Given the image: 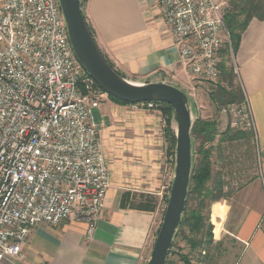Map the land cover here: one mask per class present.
<instances>
[{"label":"built area","instance_id":"built-area-1","mask_svg":"<svg viewBox=\"0 0 264 264\" xmlns=\"http://www.w3.org/2000/svg\"><path fill=\"white\" fill-rule=\"evenodd\" d=\"M224 1L155 0L192 80L220 78L230 43ZM97 86L73 50L59 0H1L0 264L18 259L41 225L75 218L92 237L110 188L94 114L109 95ZM245 102L247 113L232 109L244 113L234 126L255 129ZM140 105L162 113L157 102Z\"/></svg>","mask_w":264,"mask_h":264},{"label":"crops","instance_id":"crops-1","mask_svg":"<svg viewBox=\"0 0 264 264\" xmlns=\"http://www.w3.org/2000/svg\"><path fill=\"white\" fill-rule=\"evenodd\" d=\"M82 11L98 48L126 79L166 83L182 91L190 87L191 78L155 0H87ZM234 61L254 122L259 175L241 192L233 219L232 207L227 211L224 206L219 220L226 217L225 233L240 247L235 264H264V21H251ZM94 114L110 188L92 237L87 224L75 218L58 227L41 225L31 232L18 259L1 264L147 261L174 178L164 116L112 99L102 100ZM125 194H130V206L122 209ZM150 205L154 211L141 208Z\"/></svg>","mask_w":264,"mask_h":264},{"label":"trees","instance_id":"trees-1","mask_svg":"<svg viewBox=\"0 0 264 264\" xmlns=\"http://www.w3.org/2000/svg\"><path fill=\"white\" fill-rule=\"evenodd\" d=\"M86 1L87 0H80L81 8ZM83 16L87 21L84 13ZM253 20L264 21V0H232L229 8L224 14L225 25L230 31V43L227 44L221 52L222 59L219 68L221 72L220 77L222 75L225 82L228 81L229 84H232L234 79V75L232 74V69L229 67V64L232 62L233 58H236L242 36ZM87 25L93 38L95 39L94 31L88 23ZM103 56L112 69H114L122 77L126 78L123 74L116 70L114 65L106 58L105 55ZM219 89L223 94L230 96V100L228 102L229 104L242 105L245 102V94L241 85L234 94L228 93L222 87H219ZM109 97L113 101L120 104L131 105L111 96ZM158 104L160 105L162 114L165 118L164 137L167 144V157L171 159L172 163H174L176 153V130L173 126V123L176 122L174 110L171 106L165 103ZM191 134L192 141L197 144L193 149V158L196 156V159H193V169L186 209L174 240L178 236H182V238L187 240L191 251H199L201 255L204 254L207 256L203 258V262H206L207 258L211 260L210 254L206 253V250L214 244V226L211 223V207L215 203L227 200V196L224 195V186L220 180L214 187L209 186L210 182L213 180L212 152L214 147L212 144L216 141L217 136L220 138V143L234 142L240 139L251 140L255 138V147L258 154L257 137L254 128L249 131H227V133L219 134L218 122L216 120H205L201 118H198L194 122ZM167 203L168 200H166V204ZM129 204L130 194H125L121 201V208L127 209L130 206ZM224 206V204L218 203L213 207L212 218L216 225V236L221 233V229L219 227L220 223L218 220L220 212L223 210ZM141 208L154 211L156 207L155 205H150L148 207ZM215 211L217 212L216 214H214ZM159 230L160 227L156 236L158 235ZM198 236H200L199 239L197 238ZM173 247L174 244L172 245V248ZM172 248L170 254L172 252ZM170 254L166 264H169ZM181 260L184 264H191L188 256H181Z\"/></svg>","mask_w":264,"mask_h":264},{"label":"water","instance_id":"water-1","mask_svg":"<svg viewBox=\"0 0 264 264\" xmlns=\"http://www.w3.org/2000/svg\"><path fill=\"white\" fill-rule=\"evenodd\" d=\"M59 1L73 50L101 90L128 104L158 102L174 110L177 124L174 178L163 221L146 263L166 264L186 209L193 169V120L189 98L182 90L166 83L137 84L119 75L98 48L83 16L80 0Z\"/></svg>","mask_w":264,"mask_h":264},{"label":"rangeland","instance_id":"rangeland-1","mask_svg":"<svg viewBox=\"0 0 264 264\" xmlns=\"http://www.w3.org/2000/svg\"><path fill=\"white\" fill-rule=\"evenodd\" d=\"M231 1L232 0L224 1V14L229 8ZM221 59L222 58L220 54V63ZM229 65V67L232 69V74L234 75L232 84H229L228 81L225 82L222 75L216 83L205 80L190 79V87L184 88L185 91H183L189 98L193 124L198 118L205 120H216L218 122L219 134L227 133V131H249L252 129V127L242 128L240 125L238 127L234 126V122L236 120L239 121L241 118L243 119L244 113L239 115L234 113L232 109H241L247 113V104H245L246 102H244L242 105L229 104L228 102L230 100V96L223 94L219 89V87H222L228 93L234 94L241 85L238 79L237 67L235 65L234 58ZM129 81L137 84H147L144 83L145 81L140 79H133ZM104 99L111 98L105 97ZM173 126L175 130H177L176 122H174ZM196 145L197 144L193 142V149L196 147ZM255 145V138L251 140L240 139L234 142L220 143L219 136H217L216 141L212 144L214 147L212 152L213 180L210 182L209 186L214 187L219 182V180L223 184L224 195L227 196V200H222L218 203L224 204L227 211H229V207H232V210L230 209L232 213V219L237 212L239 200L242 197L241 192L245 189L249 182L256 179L259 175L258 154ZM193 159L195 160L196 156H194ZM218 203L213 204L211 207V223L214 226V244L208 247V250H206V253L210 254L211 260L207 258V260L205 259L206 262H203V258L207 256L204 254L201 255L199 251H191L187 240L182 238V236H178L173 241L174 247L172 248V252L169 257V264H184L181 260V256H188L191 264L236 263L239 256L240 247L234 243L228 234L225 233L226 217H224L222 220H218V222L221 224V233L218 236L215 234L216 225L212 218V211L214 205ZM223 210H221L220 216L223 215ZM226 215H228L227 212ZM163 217L164 215L161 217L160 226L163 221ZM230 223L231 222L229 220L227 224L228 228H230ZM197 238L199 239L200 236ZM154 242L155 240L153 241V245ZM149 258L150 255L144 264L148 262Z\"/></svg>","mask_w":264,"mask_h":264}]
</instances>
